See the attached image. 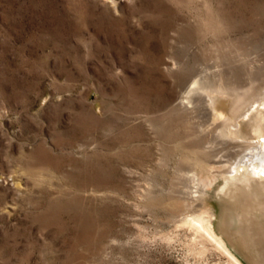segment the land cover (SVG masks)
Here are the masks:
<instances>
[{
  "label": "rangeland",
  "instance_id": "obj_1",
  "mask_svg": "<svg viewBox=\"0 0 264 264\" xmlns=\"http://www.w3.org/2000/svg\"><path fill=\"white\" fill-rule=\"evenodd\" d=\"M262 98L264 0H0V264H230Z\"/></svg>",
  "mask_w": 264,
  "mask_h": 264
},
{
  "label": "bare ground",
  "instance_id": "obj_2",
  "mask_svg": "<svg viewBox=\"0 0 264 264\" xmlns=\"http://www.w3.org/2000/svg\"><path fill=\"white\" fill-rule=\"evenodd\" d=\"M260 106L261 107L254 106L250 110V112H248L242 119L236 121L233 126L237 130L236 135H233L231 133H225V136L231 139L235 138L237 135H244V133L250 136L251 138V141H248L249 139L247 140L246 137L245 139L248 142H243L244 145H248L245 148H252L249 149L251 151H248L249 153L247 152L248 154H245L246 156L244 157V159L241 162H238L237 164L235 163V165L229 170V172H232L233 174L230 175V179L233 181H239L242 186L246 183V178L243 177L244 174L253 175L258 179H264V102L260 104ZM239 144L241 146L242 143ZM234 187L235 189H230L229 191H227L225 199L231 204H234L237 215L236 219L241 222L239 229L241 233L238 232L241 234V236L239 237L238 241L232 239L235 234L231 230L226 231L227 235H225L224 237L219 236L214 231L212 219H210L209 217L206 219L198 220V224L192 225V227L196 232L200 234L201 237L211 242L217 249H219L224 255H226L230 264H244L243 261L237 255V251H239V249L236 244L239 243L241 245H248L251 243V241L256 244L259 256L257 258H250V263L264 264L263 257L256 241V235L254 233V221L251 217L253 214L257 217L259 221L264 223V188H261L259 191L253 193V197L255 200H250L251 203H249L248 201V204L250 206H247L241 204L237 197L238 193H240L243 188L237 185H234Z\"/></svg>",
  "mask_w": 264,
  "mask_h": 264
}]
</instances>
